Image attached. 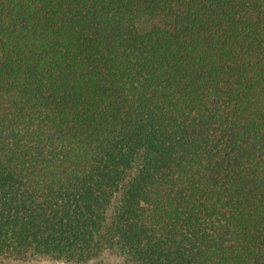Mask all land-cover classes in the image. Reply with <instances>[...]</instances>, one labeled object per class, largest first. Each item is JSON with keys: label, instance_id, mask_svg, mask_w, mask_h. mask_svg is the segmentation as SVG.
<instances>
[{"label": "trees", "instance_id": "1", "mask_svg": "<svg viewBox=\"0 0 264 264\" xmlns=\"http://www.w3.org/2000/svg\"><path fill=\"white\" fill-rule=\"evenodd\" d=\"M264 264V0H0V264Z\"/></svg>", "mask_w": 264, "mask_h": 264}, {"label": "rangeland", "instance_id": "2", "mask_svg": "<svg viewBox=\"0 0 264 264\" xmlns=\"http://www.w3.org/2000/svg\"><path fill=\"white\" fill-rule=\"evenodd\" d=\"M40 264H57V263H50V262H42Z\"/></svg>", "mask_w": 264, "mask_h": 264}]
</instances>
